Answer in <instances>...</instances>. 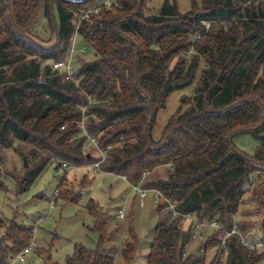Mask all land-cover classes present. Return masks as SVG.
Returning a JSON list of instances; mask_svg holds the SVG:
<instances>
[{"label": "trees", "instance_id": "obj_1", "mask_svg": "<svg viewBox=\"0 0 264 264\" xmlns=\"http://www.w3.org/2000/svg\"><path fill=\"white\" fill-rule=\"evenodd\" d=\"M148 2L0 0V161L16 143L28 146L31 164L17 180L18 193L50 163L66 171L99 163L97 173L159 190L165 200L158 202L146 264H261L264 249L242 241L247 225L237 214L252 174L264 171V0H193L186 12L177 0H164L154 12ZM40 9L53 45L32 33ZM77 35L99 57L82 61L65 78L54 62L70 58ZM190 85L193 95L182 98L187 106L178 107L155 137L168 96ZM244 132L260 141L254 153L233 141ZM90 145L103 156L86 150ZM162 166L168 176L150 178ZM82 179L81 187L87 186ZM257 186L251 197L263 210L258 241L264 243V184ZM59 187L54 199L79 202L83 195L70 193L63 181ZM166 199L177 203L176 214ZM87 209L96 218L99 241L95 248L77 245L65 264H115L104 249L108 216L93 199ZM187 215L216 223L205 242L206 251L215 249L208 263L187 254L194 236L193 221L182 226ZM128 219L122 264H133L140 243L133 215ZM234 224L240 233L227 238L225 253L220 243ZM2 228L0 264H10L33 242L35 225L0 217Z\"/></svg>", "mask_w": 264, "mask_h": 264}, {"label": "rangeland", "instance_id": "obj_2", "mask_svg": "<svg viewBox=\"0 0 264 264\" xmlns=\"http://www.w3.org/2000/svg\"><path fill=\"white\" fill-rule=\"evenodd\" d=\"M106 1L103 0V2ZM163 1L149 0L150 11L158 10ZM192 1L177 0L180 11H188ZM32 33L43 45L49 46L55 42L51 27L43 16V9H40L33 23ZM98 57L99 55L89 43L78 35L75 37L71 56L68 59L72 72L80 67L82 61H92ZM193 93L194 85H190L175 90L168 96L166 106L157 114L155 137L160 136L169 117L177 111L178 107L183 109L187 106L182 102V98H190L189 96ZM233 141L238 148L249 153H254L260 145V141L249 132L236 134ZM86 150L94 156L104 154L95 145H90ZM27 152L28 146L16 143L14 148L3 152L0 161V182L3 184V188H0V217L4 222L15 218L18 222L35 225L33 242H36V246L25 262L14 258L11 261L12 264H49L47 259L49 256L52 262L65 264L67 257L73 255L77 245L95 248L100 233L95 229L96 218L87 209L90 199L95 200L96 207L99 206L108 216L105 230L107 242L104 249L114 257L115 264L123 262L122 249L129 239V214L133 215V225L140 238L138 253L133 264L147 263V255L158 223L159 204L151 198V195L142 201L133 185L119 175L95 172L93 164L84 167H68L66 171L64 168L66 166L58 168L55 163H50L27 191L18 193L17 180L23 177L26 167L31 164V159L26 155ZM25 159L27 165H25ZM168 172V167L162 166L151 174L150 178H166ZM81 179L85 180L87 186L81 187L83 184ZM62 181L70 193L78 190L83 193L79 202L66 201L62 197L54 199V195L60 193L59 186ZM259 183L264 184V171L252 174V182L247 185L248 195L243 199L237 214V220L246 222L247 226L244 230L247 239L254 243L262 237L260 221L263 218V210L251 197ZM121 208L125 210L124 218L117 217ZM166 210L169 209L164 208L161 214H167ZM190 223V219H185L182 226L187 228ZM213 230L214 227L208 226L200 233L201 235L193 236L192 243L187 247V254L195 253L201 260L208 263L215 249L206 251L205 242ZM261 264H264V261Z\"/></svg>", "mask_w": 264, "mask_h": 264}, {"label": "built area", "instance_id": "obj_3", "mask_svg": "<svg viewBox=\"0 0 264 264\" xmlns=\"http://www.w3.org/2000/svg\"><path fill=\"white\" fill-rule=\"evenodd\" d=\"M118 0H107L106 2H104V4H106L107 6H112L113 4H117ZM70 61L69 60H65V61H58L54 63V67L57 69H63L64 73H65V78H69L72 75V70H71V66H70ZM91 141L93 143H97L95 138H92ZM99 165V163H96L95 166L97 167ZM125 178V177H124ZM134 188L139 192V196L140 199L143 201L144 198H146L147 196L151 195V198L154 199L155 202H159L160 200L164 199L163 194L157 190V189H148V188H143L139 185L134 186ZM165 200V199H164ZM166 201H168V208L170 210H173L174 213L176 214L177 211H175L176 205L177 203L175 201H169L166 199ZM117 217L119 218H124L125 217V210L124 208L119 210V213L117 215ZM187 219H190L191 221L194 222V231H193V235L194 237H197L198 235H201L200 233H202L204 231V229L206 227H216V223L212 222V223H208V222H198L193 216L187 215L186 216ZM240 233V229L239 226L237 224H234L233 228L231 229V231L227 232L225 234V236L222 238V241L220 243V248L224 249V252L227 253L228 252V247L226 245V240L228 237H230L233 234H239ZM242 237V241L246 244H248L250 246V248H255V247H261L264 249V243L262 241H257V242H252L250 243L249 241H247L246 238H244V236ZM34 246H36V242H32L29 246H27L26 248H24V250H22L19 254H17L14 258L18 259L21 262H25L29 256V254H31V252L34 249ZM12 264V263H10Z\"/></svg>", "mask_w": 264, "mask_h": 264}, {"label": "water", "instance_id": "obj_4", "mask_svg": "<svg viewBox=\"0 0 264 264\" xmlns=\"http://www.w3.org/2000/svg\"><path fill=\"white\" fill-rule=\"evenodd\" d=\"M25 165H27L26 159H25Z\"/></svg>", "mask_w": 264, "mask_h": 264}, {"label": "crops", "instance_id": "obj_5", "mask_svg": "<svg viewBox=\"0 0 264 264\" xmlns=\"http://www.w3.org/2000/svg\"><path fill=\"white\" fill-rule=\"evenodd\" d=\"M123 178V177H122ZM124 179V178H123ZM125 180V179H124ZM118 215V214H117Z\"/></svg>", "mask_w": 264, "mask_h": 264}]
</instances>
